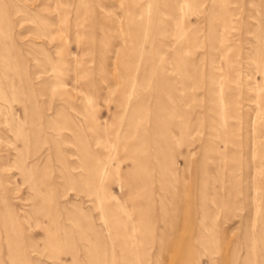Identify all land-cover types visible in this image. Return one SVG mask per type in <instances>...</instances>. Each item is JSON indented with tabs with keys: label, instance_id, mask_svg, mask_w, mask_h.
<instances>
[{
	"label": "rangeland",
	"instance_id": "374dc122",
	"mask_svg": "<svg viewBox=\"0 0 264 264\" xmlns=\"http://www.w3.org/2000/svg\"><path fill=\"white\" fill-rule=\"evenodd\" d=\"M0 264H264V0H0Z\"/></svg>",
	"mask_w": 264,
	"mask_h": 264
}]
</instances>
